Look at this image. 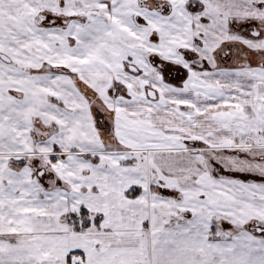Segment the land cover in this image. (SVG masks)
<instances>
[{"label": "snow or ice", "instance_id": "obj_1", "mask_svg": "<svg viewBox=\"0 0 264 264\" xmlns=\"http://www.w3.org/2000/svg\"><path fill=\"white\" fill-rule=\"evenodd\" d=\"M0 264H264V0H0Z\"/></svg>", "mask_w": 264, "mask_h": 264}]
</instances>
